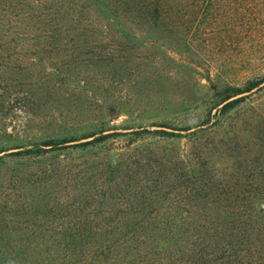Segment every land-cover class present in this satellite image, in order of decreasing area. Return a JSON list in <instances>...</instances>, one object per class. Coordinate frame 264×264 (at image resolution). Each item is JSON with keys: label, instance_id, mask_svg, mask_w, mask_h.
<instances>
[{"label": "rangeland", "instance_id": "obj_1", "mask_svg": "<svg viewBox=\"0 0 264 264\" xmlns=\"http://www.w3.org/2000/svg\"><path fill=\"white\" fill-rule=\"evenodd\" d=\"M178 1L0 0V264H264V0Z\"/></svg>", "mask_w": 264, "mask_h": 264}, {"label": "trees", "instance_id": "obj_2", "mask_svg": "<svg viewBox=\"0 0 264 264\" xmlns=\"http://www.w3.org/2000/svg\"><path fill=\"white\" fill-rule=\"evenodd\" d=\"M110 0H93V2L96 4V6L102 10V14L107 20L115 21L116 15H113V6L109 4ZM127 5H133L132 9L136 11L139 16L138 18H146L150 19L152 23H173L177 19H179L178 13L177 15L171 13L172 10L175 12L181 6V3L178 0H126ZM112 3V2H110ZM130 7V6H129ZM178 22V21H177ZM264 84L263 81H251L245 83L241 87H229L226 89V95L222 98L223 102L230 101L236 97L242 96V95H249L257 88L261 87ZM243 98V97H242ZM240 99L231 101L228 104V108L232 105L238 104ZM63 143H66L67 141H62ZM53 142H46L44 146H52ZM249 194H257L261 195L264 194V189L260 188H254L253 190L249 191ZM253 204V203H251ZM254 212L251 211L250 218L253 217ZM205 227V226H204ZM208 228V227H207ZM211 229V228H209Z\"/></svg>", "mask_w": 264, "mask_h": 264}]
</instances>
